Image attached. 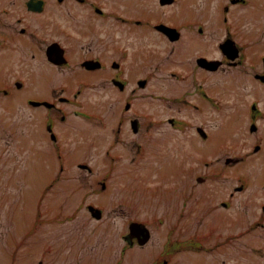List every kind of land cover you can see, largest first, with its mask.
<instances>
[{
  "label": "flooded vegetation",
  "instance_id": "obj_1",
  "mask_svg": "<svg viewBox=\"0 0 264 264\" xmlns=\"http://www.w3.org/2000/svg\"><path fill=\"white\" fill-rule=\"evenodd\" d=\"M30 1L36 8H30ZM263 10L264 0H0V73L4 74L0 76V110H12L21 104L32 112L21 116V145L31 157L32 168L46 169L39 175L41 200L57 197L53 191L73 168L89 175L94 173L93 163L78 161V157L96 141L87 136L95 120L99 126L102 122L106 128L108 124L113 128L111 143L104 150L108 168L97 180L105 191L116 167L125 163L124 153L116 150L121 143L129 146L130 162L135 166L141 160L146 164L151 150L159 152L162 168L160 171L157 165L155 170L160 179L169 178L168 163L178 157L173 152L187 153V139L182 143L177 140L175 147L168 148L165 154L161 151L170 136H157L156 125L168 123L183 135L187 121L182 116L157 114L156 101L168 108V102H175L195 115H202L208 108L215 111L231 104V95H250L248 91L258 90L244 103L243 98L235 96V109L240 116L236 125L252 138L248 142L250 149L240 154L216 152L224 153L223 157H205V153L211 154L208 150L201 153L208 169L199 167L195 189L189 184V194L197 195L196 206L200 207L195 210L189 206V194L181 205L183 213L179 216L189 213L184 225L190 215L198 213L201 221L205 213L208 222L224 218L221 225L207 226L206 234L228 226L237 195L247 192L253 179L249 173L238 175L233 182L219 176L253 156L264 164V37L256 27ZM156 45H163V50ZM28 69L36 73L34 87L33 78L26 74ZM163 69L173 80L168 82L171 93L161 91L164 86L156 81ZM209 78L218 81L214 90L208 85ZM180 85L190 93H178ZM41 87L44 89L40 90ZM24 88L32 90L20 98L14 96L15 89ZM98 91L101 111L96 103L87 101L92 92L97 95ZM216 97H224L223 102L216 103ZM243 108L248 110L247 115ZM235 109L232 111L236 112ZM232 118L231 114H224L213 127L218 128ZM194 126L197 142L202 144L199 137L206 143L210 133H214L211 125ZM234 157L239 160L229 159ZM180 165L181 177L186 179L181 182L185 184L187 170L183 162ZM32 168L28 173L33 172ZM148 169L143 174L146 179L151 178V173H146ZM218 177L227 179V183L219 185ZM259 180L263 201L260 215L251 223L252 229L264 228V171ZM252 195L253 199L245 196L249 199L248 207L254 203L255 191ZM89 206L86 207L91 216ZM144 224L130 220L128 232L122 234L126 246L133 248L143 240L134 232L136 226L144 227L150 241L151 233ZM183 226L180 230L173 225L168 229L163 254L174 250V255L186 250L187 244L197 246L193 243L196 238L179 239ZM226 234L228 243L236 235L233 231ZM126 246L122 249L126 250Z\"/></svg>",
  "mask_w": 264,
  "mask_h": 264
},
{
  "label": "rangeland",
  "instance_id": "obj_2",
  "mask_svg": "<svg viewBox=\"0 0 264 264\" xmlns=\"http://www.w3.org/2000/svg\"><path fill=\"white\" fill-rule=\"evenodd\" d=\"M219 17H222V10L219 12ZM258 19L260 21L257 22L256 27L264 37V12ZM156 46L163 50V45ZM160 50L157 49L158 52ZM27 68L31 66L28 65ZM28 70L26 74L33 78L32 87H34L36 73ZM165 72L166 69L161 70L156 76V81L162 82L164 87H161V91L171 93L173 90L169 89L168 82L173 80L167 77ZM0 76L4 74L0 73ZM217 82V79L209 78L208 85L213 86L214 90L217 88ZM33 89L36 91L35 88ZM42 89L44 88L41 87L40 90ZM177 89L178 93L187 90L181 85ZM31 90L30 88L21 91L15 89L14 96L20 95V98ZM100 91L97 95H93L92 92L87 101L96 103L97 109L101 111ZM248 93L250 95H231V104L222 108L219 106L215 111L208 108L202 115H195L175 102H168L170 107L168 108L156 101L157 114L182 116L187 121L183 135L179 128L173 129L168 123L164 126L156 125L157 136H170L168 145L161 151L165 154L168 148L175 147L177 140L180 139L182 143L187 139V153L184 155L182 151L173 152V155L178 157L168 163L169 178L162 176L160 179L155 170L157 165L160 171L162 168L160 164L163 162L159 163V152L151 150V153L147 154L146 164L141 160L135 166L130 162L132 155L129 153V146L121 143L116 150L124 153L125 163L116 167L105 191L101 189L102 185L98 184L97 180L108 168L109 161L104 150L111 143L113 128L110 124L106 128L102 122L99 126V122L95 120L94 125L89 127L87 136L96 141L78 157V161L90 160L95 167L94 173L89 175L77 167L73 168L70 176L65 177L57 190L53 191V194L57 192V197L45 202H40L42 187H39V175L46 169L32 168L31 157L28 158V152L24 151L21 145V116L32 112L21 104L12 110H0V264H153L152 262L158 259L172 261L170 264H264V228H251V223L260 215V204L263 201V195L259 192L258 178L264 171V164L259 162L258 156H253L248 162L241 163L219 176L229 178L233 182L238 175L249 173L253 179L251 188L237 195L234 214L230 216L228 226H220L212 234H206L207 226L221 225L224 223V218H212L208 222L209 216L204 213L203 217L200 215L202 220L199 221L196 213L190 215L184 225L185 217L189 213L185 217L179 216L183 213L181 205L184 196L190 193L189 184H193L195 189L196 175L201 170L208 169L201 153L208 150L212 155L205 153V157H223L224 153L216 154V152L240 154L250 149L248 142L252 141V138L236 125L240 116L239 111L235 109L238 102L236 97L243 98L244 103L245 100L252 98L251 95L258 93V90H250ZM223 98L216 97L215 102L222 103ZM242 110L245 115L249 113L245 108ZM106 113L111 114V111L106 110ZM224 114H231L234 118L230 122L222 123L218 128L213 127ZM198 123L208 127L211 125L214 130L206 143L202 137H199L203 144L197 142L194 125ZM205 144H208L207 148ZM180 162L184 163L187 170L185 184L181 182L186 179L181 177ZM31 168L33 172L28 173ZM146 168H149L146 173H151L149 179L143 176ZM219 177L217 178L219 185L227 183V179ZM234 182L239 183L237 180ZM254 191V203L248 207L249 199L245 196L248 195L253 199ZM197 199L195 193L189 194V206L192 205L195 210L200 207V205L196 206ZM88 204L102 209L101 220L90 216L86 207ZM131 219L143 221L149 228L151 239L145 246L140 244H135L133 248L126 246L122 234L128 232ZM171 225L179 230L180 226L184 225L178 236L179 239L196 238L193 243L197 246L192 247L187 244L186 250L183 249L174 255L172 254L175 251L166 252L169 255L163 254L165 234ZM229 231L236 234L230 243L226 240V232ZM174 236H177V232ZM200 242L201 247H199ZM123 246L127 247L126 250L122 249ZM162 261H159V264H163Z\"/></svg>",
  "mask_w": 264,
  "mask_h": 264
},
{
  "label": "water",
  "instance_id": "obj_3",
  "mask_svg": "<svg viewBox=\"0 0 264 264\" xmlns=\"http://www.w3.org/2000/svg\"><path fill=\"white\" fill-rule=\"evenodd\" d=\"M30 8H36V5H32V2L30 1ZM232 162H237L239 160V157H234V158H229ZM232 164V163H231ZM92 211H93V214L94 216L96 217H100L101 214H100V210L98 209H95V208H91ZM96 211V212H95ZM134 232H136L139 236H142L143 240H141V244H144L147 242V240L149 239V236L148 234H146V230L144 229V227L141 225V226H136L134 228Z\"/></svg>",
  "mask_w": 264,
  "mask_h": 264
},
{
  "label": "trees",
  "instance_id": "obj_4",
  "mask_svg": "<svg viewBox=\"0 0 264 264\" xmlns=\"http://www.w3.org/2000/svg\"><path fill=\"white\" fill-rule=\"evenodd\" d=\"M174 250H172V252H173ZM160 261H162V260H160Z\"/></svg>",
  "mask_w": 264,
  "mask_h": 264
}]
</instances>
